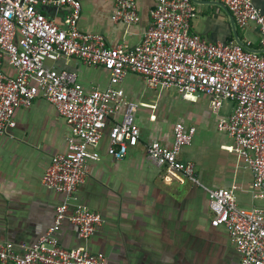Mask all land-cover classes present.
I'll return each instance as SVG.
<instances>
[{
  "label": "built area",
  "instance_id": "1",
  "mask_svg": "<svg viewBox=\"0 0 264 264\" xmlns=\"http://www.w3.org/2000/svg\"><path fill=\"white\" fill-rule=\"evenodd\" d=\"M218 1L227 5L241 27H259V49L264 50V14L254 2ZM39 2L0 0V136L16 125L18 107L30 106L39 96L55 105L70 126L68 149L52 157L43 183L63 194V201L49 229L22 251L13 242L0 241V264H108L105 255L87 246H63L58 232L69 221L88 241L102 224L99 212L77 202V190L86 179L87 163L100 158L97 147L110 117L121 113L109 131L110 155L124 158L139 143L137 105L120 86L127 73L142 76L149 87L171 88L185 98L208 95L215 110L224 100L232 101L234 112L219 119L218 129L234 138L235 149L252 171V188L264 198V51L247 50L234 42L213 43L193 32L197 12L191 0H157L149 27L132 48L108 46L102 34L80 30L81 0H44L70 7L64 27L38 10ZM114 2V21H139L137 0ZM62 56L104 67L110 72L109 86L86 91L76 73L47 66V59ZM5 58L16 69L15 75L1 68ZM195 133V126L177 122L172 144L153 141L146 154L206 188L211 224L227 229L240 254L239 264H264V205L242 207L236 186L210 188L200 183L194 164L179 157Z\"/></svg>",
  "mask_w": 264,
  "mask_h": 264
},
{
  "label": "crops",
  "instance_id": "2",
  "mask_svg": "<svg viewBox=\"0 0 264 264\" xmlns=\"http://www.w3.org/2000/svg\"><path fill=\"white\" fill-rule=\"evenodd\" d=\"M38 10L58 26L66 25L68 5L39 0ZM50 1V0H46ZM197 16L192 31L213 43H242L259 49L255 24L241 27L227 5L218 0H191ZM264 14V0H252ZM114 0H81L79 29L102 34L111 47H134L152 20L157 0H137L140 19L114 21ZM49 67L77 74L86 91L106 89L110 72L77 57L47 59ZM1 68L16 69L7 58ZM126 97L137 105L141 129L137 146L117 159L108 153L109 131L121 113L110 117L97 149L100 158L87 163V176L77 190V202L102 216V224L85 241L78 228L65 221L58 232L63 246H87L107 257L108 264H239L240 254L224 226L211 224L209 195L203 186L169 165L148 158L147 144L171 145L177 122L196 127L191 144L179 157L194 164L200 183L210 188L235 187L240 206L264 205L252 188L253 174L235 149L234 138L218 129L220 118L235 108L224 100L218 110L208 95L183 97L171 88H152L135 73L120 83ZM228 102L224 107V103ZM16 125L0 136V241L13 242L18 251L34 243L53 224L63 194L46 187L43 176L51 159L67 151L70 126L55 105L37 97L14 113Z\"/></svg>",
  "mask_w": 264,
  "mask_h": 264
},
{
  "label": "water",
  "instance_id": "3",
  "mask_svg": "<svg viewBox=\"0 0 264 264\" xmlns=\"http://www.w3.org/2000/svg\"><path fill=\"white\" fill-rule=\"evenodd\" d=\"M240 45L243 46L247 50H260V51H264L263 49H254V48H251L248 45L242 43V41L240 42Z\"/></svg>",
  "mask_w": 264,
  "mask_h": 264
},
{
  "label": "rangeland",
  "instance_id": "4",
  "mask_svg": "<svg viewBox=\"0 0 264 264\" xmlns=\"http://www.w3.org/2000/svg\"><path fill=\"white\" fill-rule=\"evenodd\" d=\"M227 103H228V102H225V103H224V107L227 105Z\"/></svg>",
  "mask_w": 264,
  "mask_h": 264
}]
</instances>
